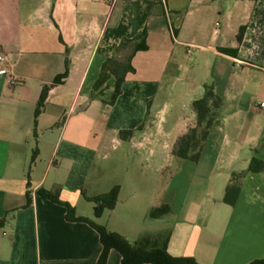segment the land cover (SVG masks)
<instances>
[{"label": "crops", "instance_id": "obj_1", "mask_svg": "<svg viewBox=\"0 0 264 264\" xmlns=\"http://www.w3.org/2000/svg\"><path fill=\"white\" fill-rule=\"evenodd\" d=\"M144 33L148 49L135 52ZM0 55L19 81L0 75V264H97L99 233L66 205L132 244L169 235L173 257L264 259V171H251L264 162V0H0ZM130 57L115 105V78L91 101L105 62ZM208 86L224 103L219 122L199 163L177 160ZM115 187V209L96 219L87 198ZM156 219L175 225L144 233Z\"/></svg>", "mask_w": 264, "mask_h": 264}, {"label": "trees", "instance_id": "obj_2", "mask_svg": "<svg viewBox=\"0 0 264 264\" xmlns=\"http://www.w3.org/2000/svg\"><path fill=\"white\" fill-rule=\"evenodd\" d=\"M208 2H216L219 0H206ZM242 31L239 36V40L242 41ZM136 41H140L137 44L135 52L147 51L146 46V33L142 34ZM130 41H124L122 46H126ZM120 51V50H119ZM134 72L132 66V58L130 57L125 62H120L115 58L108 59L102 69L101 75L97 80L91 101L99 96H104L107 83L112 79H116L114 93L109 105L114 106L118 98L122 94L123 84L126 81V76ZM67 78V74L54 82V85L61 83ZM49 87H46L43 91L42 98L39 102L36 115L38 116L41 109L47 99ZM223 100L216 93L212 86L206 87L204 97L194 103V108L197 111L198 118L196 126L190 131L180 137L176 142L172 156L180 161H191L199 163L209 136L212 130L217 126L220 114L223 108ZM133 135V131H122L121 137L123 140L129 139ZM257 164H261L256 167ZM251 171L254 173H260L264 171V162L254 159L251 166ZM59 189L54 191L40 190L38 193L42 197L55 202L61 203L59 197ZM120 194V187H115L110 192L99 196L87 198L95 205V217L100 219L106 210H114ZM28 205L31 204L30 194H28ZM68 208L67 219L72 222H82L93 227L100 235L101 245L103 247L102 253L97 264H107L110 252L115 250L122 256V264H199L196 259L189 257H173L168 252L169 235H157V236H144L139 239L135 244L130 243L125 237L120 234L109 231L105 226L99 225L95 221L89 220L83 217H77L75 210L66 205ZM168 209L156 210L153 212V217H159L164 215ZM7 224V219H0V230ZM250 264H264L263 260H255Z\"/></svg>", "mask_w": 264, "mask_h": 264}, {"label": "rangeland", "instance_id": "obj_3", "mask_svg": "<svg viewBox=\"0 0 264 264\" xmlns=\"http://www.w3.org/2000/svg\"><path fill=\"white\" fill-rule=\"evenodd\" d=\"M176 168H177L176 166L167 167L165 171V176L169 177L170 175L174 174L176 171ZM174 225H175L174 223L172 224L167 223V221H164V219H156V221H153L152 223H150V225H147V228H146L147 230L144 233H150L152 235H157L159 233H170L171 231L170 229L171 228L173 229ZM2 230L6 233L10 232V229L8 226L4 227ZM135 237L136 238H134L135 239L134 241L138 242L139 239H141L144 236L139 238V235H136ZM135 243L136 242H133V244Z\"/></svg>", "mask_w": 264, "mask_h": 264}, {"label": "built area", "instance_id": "obj_4", "mask_svg": "<svg viewBox=\"0 0 264 264\" xmlns=\"http://www.w3.org/2000/svg\"><path fill=\"white\" fill-rule=\"evenodd\" d=\"M10 64L9 56L7 55H0V65L2 66L0 69V75L7 76L9 78V83L12 86L18 85L19 81L12 77L10 69L8 65ZM260 108L264 110V103L260 104Z\"/></svg>", "mask_w": 264, "mask_h": 264}]
</instances>
